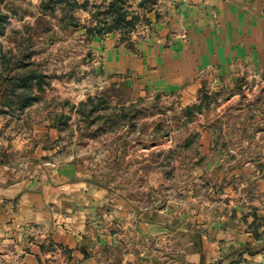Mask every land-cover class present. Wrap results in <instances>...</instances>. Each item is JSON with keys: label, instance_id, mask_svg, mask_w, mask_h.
Here are the masks:
<instances>
[{"label": "rangeland", "instance_id": "rangeland-1", "mask_svg": "<svg viewBox=\"0 0 264 264\" xmlns=\"http://www.w3.org/2000/svg\"><path fill=\"white\" fill-rule=\"evenodd\" d=\"M140 1L129 0V7L150 23L142 20L122 42L119 32L88 36L86 10L76 12L78 28H67L60 11H41V0H0L9 15L0 35V79L8 73L6 60L15 66L13 76L31 69L46 75L44 90H33L41 99L23 111L19 102L13 109L4 104L8 84L0 80V161L35 162L39 148L47 151L40 162L78 164L84 177L108 191L103 211L113 212L117 200H125L127 244L141 249L142 264H194L187 253L193 235L204 234L193 219L199 213L208 234L219 222L210 234L220 243L229 238L226 224L253 234L256 213L262 236L252 235L253 248L263 250L264 62L234 63L229 74L216 75L215 67L192 71L188 81L159 89L156 74L147 72L160 61L147 68L144 62L146 54L154 60L153 54L188 44L189 34L201 27V14L216 20L209 9L260 0H151L150 10L140 8ZM244 29L249 35L260 30ZM23 53L31 54L24 64L16 60ZM139 222L152 235L134 239ZM232 247L216 250L214 264H264ZM111 249L99 251L98 262L110 258L118 264L122 249Z\"/></svg>", "mask_w": 264, "mask_h": 264}, {"label": "crops", "instance_id": "crops-1", "mask_svg": "<svg viewBox=\"0 0 264 264\" xmlns=\"http://www.w3.org/2000/svg\"><path fill=\"white\" fill-rule=\"evenodd\" d=\"M229 5L221 4L223 7H215L213 11L209 9L210 16L211 13L216 16L213 20L222 23L219 27L214 26L215 30L208 29L214 21L206 16L207 13L199 12V31H192L188 44L178 52L167 50L153 54L154 60L151 55L148 59L146 54V68L148 63L160 61L156 69L147 72L156 74L159 80L155 82V89L164 83L186 82L190 72L208 67H215L216 75L229 74L234 63L264 62L263 0L249 7ZM257 25L260 28L257 34L249 35L244 29ZM144 48L148 52L146 44ZM46 152L36 148L35 162L27 160L12 164L0 161V264H111L115 261L110 258L98 262V255H101L99 251L105 255L113 246L122 249L118 264H142L141 249L137 246L130 248L127 244L129 239L124 229L129 212L125 200H117V209L113 212L103 211L100 206L108 201V191L84 177V170L76 163L40 162ZM190 214L192 212L188 213V218L192 220ZM201 217L199 213L193 219L204 234L193 235L194 247L187 253L194 264H214L216 250L226 245L233 246L229 251L236 253L245 250L247 244L257 251L253 248L252 233L226 224L227 236L224 237L229 238L220 243L221 238L215 240L210 234L212 227H218L219 222L209 227L208 234L202 229L207 227L206 219L203 217L201 220ZM117 227L114 231L113 228ZM138 227V235L134 239L152 235L142 230V222ZM119 228L123 231L120 232ZM155 230L159 231V228ZM249 255L263 260L264 249Z\"/></svg>", "mask_w": 264, "mask_h": 264}, {"label": "trees", "instance_id": "trees-1", "mask_svg": "<svg viewBox=\"0 0 264 264\" xmlns=\"http://www.w3.org/2000/svg\"><path fill=\"white\" fill-rule=\"evenodd\" d=\"M150 3H152L151 0H141L139 2V7L143 10H150ZM40 9L44 14H54L55 12L60 11V22H62L67 28H78L80 23L78 17H76V12L78 10H86L90 13V18L87 20V23L83 25V28L86 30V34L88 36L103 37L104 35L110 33L119 32L122 36V42L128 40L129 34L137 29L142 20L150 23V20L147 19L145 15H142L138 10H131L129 7V0H101L100 2L99 0H41ZM8 18L9 15L2 13V10L0 9V35L5 34ZM29 55L23 53V57L16 60H18V62H22L21 60L24 61ZM22 63L24 64V62ZM3 64L7 72L10 74L9 75L7 73L5 75L6 78L0 79L8 84L7 90L9 93L6 94V101L4 103L6 106L13 109L16 103L19 102V109L17 110L23 111L41 99L39 94L34 93L33 90L35 88H37L38 91L44 90L45 74L39 73L38 70L31 69L24 75L13 76L12 73L14 72L15 66L12 64V60L3 61ZM19 65L22 64L20 63ZM23 66L26 67V65ZM95 110L96 109L94 108L91 109L90 113L92 114ZM2 112L6 113L7 111ZM90 113L86 116L87 120H89V123L91 124L93 121ZM135 118L136 116H133L132 120ZM63 123H66V121L63 120ZM259 166L262 167V165ZM254 214V221L252 223V227L250 226V228L253 232L254 238L259 240L262 235L258 232V217L256 213ZM244 248L250 254L257 252L252 249L250 244H247Z\"/></svg>", "mask_w": 264, "mask_h": 264}]
</instances>
